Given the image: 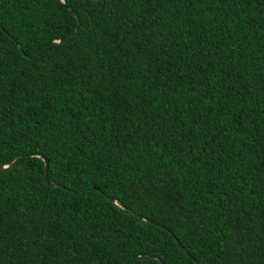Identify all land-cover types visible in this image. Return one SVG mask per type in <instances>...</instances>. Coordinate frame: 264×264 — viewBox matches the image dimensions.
<instances>
[{"label":"trees","instance_id":"obj_1","mask_svg":"<svg viewBox=\"0 0 264 264\" xmlns=\"http://www.w3.org/2000/svg\"><path fill=\"white\" fill-rule=\"evenodd\" d=\"M18 156L0 264H264V0H0Z\"/></svg>","mask_w":264,"mask_h":264},{"label":"water","instance_id":"obj_2","mask_svg":"<svg viewBox=\"0 0 264 264\" xmlns=\"http://www.w3.org/2000/svg\"><path fill=\"white\" fill-rule=\"evenodd\" d=\"M32 54H33V52L32 53H30V54H27L26 56L27 57H30V56H32ZM31 156H39L43 161H44V181H45V183H48V160L45 158V156H43V155H37V154H35V153H32V154H30ZM20 159V156H18V157H16L12 162H10V163H8V164H1L0 163V169H10L11 167H13L16 163H17V161ZM51 187H58V185L57 184H49ZM92 190H94L93 188H90V189H88V190H84V191H92ZM84 191H81V192H84ZM107 200L110 202V203H115V201L113 200V199H111V198H109V197H107ZM139 219H142V220H144L142 217H138ZM177 245H179L180 246V244H179V242H177ZM181 249H183L182 247H180ZM186 255L188 256V257H190V255L188 254V253H186ZM133 259H135V260H148V259H154V260H157V261H159V263L160 264H164V262L163 261H161L160 260V258L159 257H157V256H149V255H140V256H135V257H133ZM194 262V264H198V262L197 261H193ZM128 262H126L125 264H127Z\"/></svg>","mask_w":264,"mask_h":264}]
</instances>
